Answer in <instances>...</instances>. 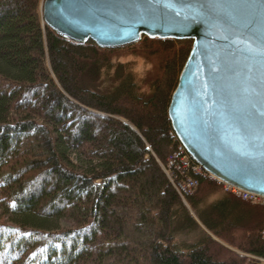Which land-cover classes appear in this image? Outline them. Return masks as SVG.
<instances>
[{
  "label": "trees",
  "instance_id": "trees-1",
  "mask_svg": "<svg viewBox=\"0 0 264 264\" xmlns=\"http://www.w3.org/2000/svg\"><path fill=\"white\" fill-rule=\"evenodd\" d=\"M43 2L0 0V264H257L264 206L205 172L184 202L161 167L192 40L76 44ZM174 230L201 236L181 245Z\"/></svg>",
  "mask_w": 264,
  "mask_h": 264
},
{
  "label": "water",
  "instance_id": "water-1",
  "mask_svg": "<svg viewBox=\"0 0 264 264\" xmlns=\"http://www.w3.org/2000/svg\"><path fill=\"white\" fill-rule=\"evenodd\" d=\"M62 38L101 48L192 40L171 128L211 177L264 197V0H44Z\"/></svg>",
  "mask_w": 264,
  "mask_h": 264
},
{
  "label": "built area",
  "instance_id": "built-area-1",
  "mask_svg": "<svg viewBox=\"0 0 264 264\" xmlns=\"http://www.w3.org/2000/svg\"><path fill=\"white\" fill-rule=\"evenodd\" d=\"M163 171L168 177L173 188L180 198L185 202V198L193 192L197 186L196 175L205 172L186 152L184 147L179 143L177 148L167 158L166 164L161 165ZM224 189L242 200L250 201L253 204L264 206V197L242 191L235 187L223 184ZM264 238V230H262ZM257 264H264V258L253 257Z\"/></svg>",
  "mask_w": 264,
  "mask_h": 264
},
{
  "label": "rangeland",
  "instance_id": "rangeland-1",
  "mask_svg": "<svg viewBox=\"0 0 264 264\" xmlns=\"http://www.w3.org/2000/svg\"><path fill=\"white\" fill-rule=\"evenodd\" d=\"M125 61H134L135 62V72H137L138 75H142L143 72L148 68V65L146 63H144L142 60H140L138 58H135V57H128L127 59H122L121 60V62H125ZM107 83H108L107 81H104V83L99 84L98 87L104 88V86H106ZM222 190L224 192H228V191H226L224 189V185L223 184H222ZM222 193L223 192H219V191L218 192H215V193H212L211 195H209L207 197V200L206 201L207 202H211V201L219 198L220 196H222ZM228 193L232 194L231 192H228ZM199 225L201 226V228L207 234H209L210 236H212L209 232H207L203 228V226L200 223H199ZM45 226H48V227L58 226V227H60V226H65V224L62 221L59 222L57 220H54V221L47 222ZM174 235H175V238H176L177 242L179 244H181V245H184V244L193 243L194 241H196L201 236V233L200 232H197V230H194V231H177V230H174ZM234 251H236L237 253H240V251H238V250H234Z\"/></svg>",
  "mask_w": 264,
  "mask_h": 264
},
{
  "label": "bare ground",
  "instance_id": "bare-ground-1",
  "mask_svg": "<svg viewBox=\"0 0 264 264\" xmlns=\"http://www.w3.org/2000/svg\"><path fill=\"white\" fill-rule=\"evenodd\" d=\"M248 256H250V255H248ZM252 259H253V257H255V256H250ZM254 260V259H253ZM255 261V260H254Z\"/></svg>",
  "mask_w": 264,
  "mask_h": 264
},
{
  "label": "snow or ice",
  "instance_id": "snow-or-ice-1",
  "mask_svg": "<svg viewBox=\"0 0 264 264\" xmlns=\"http://www.w3.org/2000/svg\"><path fill=\"white\" fill-rule=\"evenodd\" d=\"M14 206V205H13Z\"/></svg>",
  "mask_w": 264,
  "mask_h": 264
}]
</instances>
